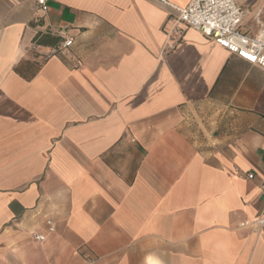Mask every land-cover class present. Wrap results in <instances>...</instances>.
<instances>
[{
    "label": "crops",
    "instance_id": "0c3cea01",
    "mask_svg": "<svg viewBox=\"0 0 264 264\" xmlns=\"http://www.w3.org/2000/svg\"><path fill=\"white\" fill-rule=\"evenodd\" d=\"M191 1L0 0V264H264V69Z\"/></svg>",
    "mask_w": 264,
    "mask_h": 264
},
{
    "label": "built area",
    "instance_id": "2783aa9c",
    "mask_svg": "<svg viewBox=\"0 0 264 264\" xmlns=\"http://www.w3.org/2000/svg\"><path fill=\"white\" fill-rule=\"evenodd\" d=\"M33 2L39 10L45 11L49 0H33ZM165 4L177 13L168 22L166 29L170 49L175 47V43L182 37L185 30L191 28L235 54L241 60L264 69V24L256 37L244 33L241 26L248 18L249 12L239 6L236 0H192L185 8H178L167 2ZM34 20L39 25L42 19L36 17ZM46 34L61 38L59 49L64 50L74 45L75 39L69 35L68 30H48ZM248 178L253 179L254 176L248 175ZM261 190L264 193V183ZM256 223L264 225V219ZM47 226L49 232L55 231L52 221H48ZM34 238L39 242L45 240V237L40 234H35ZM95 263L94 260L88 259L85 264Z\"/></svg>",
    "mask_w": 264,
    "mask_h": 264
},
{
    "label": "trees",
    "instance_id": "16d2710c",
    "mask_svg": "<svg viewBox=\"0 0 264 264\" xmlns=\"http://www.w3.org/2000/svg\"><path fill=\"white\" fill-rule=\"evenodd\" d=\"M46 35H47L48 37H50V36H51V35H49V34H46ZM50 38H51V37H50ZM53 39H54V38H53ZM54 40H55V42H57V44L60 42V43H59V46H60V44H61V41H62V40H61V38H59V37H55V39H54Z\"/></svg>",
    "mask_w": 264,
    "mask_h": 264
}]
</instances>
